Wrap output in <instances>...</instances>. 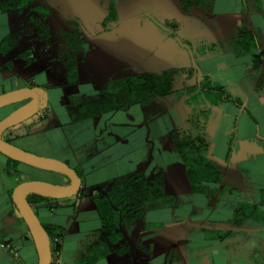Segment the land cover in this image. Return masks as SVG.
Here are the masks:
<instances>
[{
    "label": "crops",
    "instance_id": "obj_1",
    "mask_svg": "<svg viewBox=\"0 0 264 264\" xmlns=\"http://www.w3.org/2000/svg\"><path fill=\"white\" fill-rule=\"evenodd\" d=\"M162 71L175 72L173 93L126 101L125 78ZM204 77L237 102L212 104L198 89ZM35 86L46 91V108L3 136L81 177L71 197L28 195L42 223L63 229L53 264H264V0L187 8L184 0H0V94ZM106 99L121 105L80 117L83 105ZM190 101L210 109L209 153L224 163L222 179L200 191L173 136ZM21 104L1 108L0 120ZM13 160L0 152V240L11 245L0 247V264H39L13 191L23 181L69 179ZM159 170L164 196L147 197L143 215L113 239L95 204L99 186ZM242 205L260 208L237 222Z\"/></svg>",
    "mask_w": 264,
    "mask_h": 264
},
{
    "label": "trees",
    "instance_id": "obj_2",
    "mask_svg": "<svg viewBox=\"0 0 264 264\" xmlns=\"http://www.w3.org/2000/svg\"><path fill=\"white\" fill-rule=\"evenodd\" d=\"M195 1L184 0L186 8L193 5ZM249 36L250 32L245 29L240 36V44L248 41ZM66 62L68 74L71 75L75 71L74 63L71 61ZM174 74V71H162L159 73H143L125 78L121 86L125 92L126 101L131 102L133 98L141 101L146 98L166 96L173 93L172 80ZM205 80L206 83L199 84L198 89L212 95L210 98L213 100L211 101L212 104L228 99H233L237 102L238 99L227 92L225 87L211 83L207 77H204ZM120 105V103H116L112 99L102 100L96 104H85L80 108V117L95 115L109 109L118 108ZM191 107L186 125L178 129L173 136L176 147L186 164V174L192 190L200 191L203 189L204 182H219L223 174L218 162L208 156L210 144L206 139L205 127L210 109L199 107L195 102ZM13 161L17 162V160ZM163 196V171L159 170L151 178L132 173L127 177L100 185L94 200L104 227L111 228L112 235H114L113 239H119L120 233L116 229L122 223H130L143 215V204L147 197L159 199ZM259 208L256 205H242L236 211L237 222H241L247 217H254V213ZM258 218L264 220L262 217ZM43 226L50 236L54 259L59 248L57 237L62 234L63 229H56L45 223H43ZM91 260H93L92 257L88 261Z\"/></svg>",
    "mask_w": 264,
    "mask_h": 264
},
{
    "label": "water",
    "instance_id": "obj_3",
    "mask_svg": "<svg viewBox=\"0 0 264 264\" xmlns=\"http://www.w3.org/2000/svg\"><path fill=\"white\" fill-rule=\"evenodd\" d=\"M19 103L22 104L0 120V152L11 159L33 167L61 173L69 179V182L65 184L43 180L23 181L15 187L12 195L13 202L32 235L39 264H53L50 236L30 204L28 195L37 192L52 198L71 197L79 193L81 177L67 162L27 151L4 138L3 134L7 129L30 119L45 109L48 103V95L46 91L38 86L24 87L0 94V109ZM209 157L217 161L220 167L224 166L223 161L211 153H209Z\"/></svg>",
    "mask_w": 264,
    "mask_h": 264
},
{
    "label": "built area",
    "instance_id": "obj_4",
    "mask_svg": "<svg viewBox=\"0 0 264 264\" xmlns=\"http://www.w3.org/2000/svg\"><path fill=\"white\" fill-rule=\"evenodd\" d=\"M0 247H2L4 249H10L11 248V245H10V243H7V242H4V241H1L0 240Z\"/></svg>",
    "mask_w": 264,
    "mask_h": 264
},
{
    "label": "rangeland",
    "instance_id": "obj_5",
    "mask_svg": "<svg viewBox=\"0 0 264 264\" xmlns=\"http://www.w3.org/2000/svg\"><path fill=\"white\" fill-rule=\"evenodd\" d=\"M192 62H193V58H192ZM144 64H145V62H144ZM193 64H194V62H193ZM209 156V155H208ZM25 170L27 169L28 170V166H24L23 167ZM19 177H21V176H19Z\"/></svg>",
    "mask_w": 264,
    "mask_h": 264
}]
</instances>
